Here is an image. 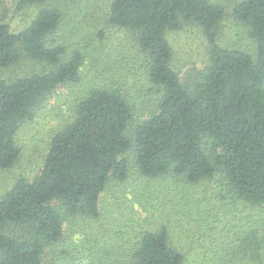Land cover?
<instances>
[{"label": "trees", "instance_id": "1", "mask_svg": "<svg viewBox=\"0 0 264 264\" xmlns=\"http://www.w3.org/2000/svg\"><path fill=\"white\" fill-rule=\"evenodd\" d=\"M16 11L36 13L15 30L0 0V72L25 59L45 69L0 79V170L16 165L20 134L49 97L81 82L86 58L62 40L65 15L58 0H18ZM226 16V6L210 0L111 1L109 22L134 32L158 102L144 115L115 85L86 92L73 120L53 137L42 172L18 180L0 199V264H187L163 208H145L147 227L132 240L130 227L115 216L122 205L103 207L108 188L125 190L133 174L148 182L134 190L141 206L149 183L178 192L193 208L188 192L216 180L223 212L206 208L192 222L208 229L224 224L221 236L235 230L217 264H264V0L233 7L253 47L219 44ZM189 24L202 28L209 58L184 84L168 36ZM241 205L262 213L238 224ZM79 232L84 242L73 248Z\"/></svg>", "mask_w": 264, "mask_h": 264}, {"label": "rangeland", "instance_id": "2", "mask_svg": "<svg viewBox=\"0 0 264 264\" xmlns=\"http://www.w3.org/2000/svg\"><path fill=\"white\" fill-rule=\"evenodd\" d=\"M2 1L9 14L7 21L15 30L25 27L36 13L29 11L23 14L16 11L18 0ZM58 1L65 15L61 31L63 42L82 49L86 54L81 70L82 80L78 85L59 87L42 105L36 119L20 134L22 152L18 162L11 169L0 170V199L18 180L32 181L42 172L53 137L73 120L79 101L91 88L98 85H115L121 88L129 94L139 114L145 115L158 102L159 92L147 78V57L139 49L134 32L109 22V6L112 0ZM210 1L222 3L227 9V16L218 31L219 44L223 47H253L243 25L233 17V7L241 0ZM168 37L173 48V66L180 73L184 84H190L208 62L207 38L197 24L186 25L180 31L171 32ZM42 69H45L42 64L25 59L18 65L1 71L0 79L12 80L41 72ZM215 182L216 180L206 182L198 189L188 192H191L189 198L196 202L193 208L186 206L185 200L182 201L183 197L178 192L159 187L156 182H152L146 186L141 206L133 195L134 190L144 188L148 182L133 174L125 190L121 188L114 194L112 189L108 188L102 195L101 202L103 207L111 209L122 205V215L115 216L121 223L130 227L132 240L136 232L140 231V227H147L145 220L148 213L145 208H163L165 217L162 219L172 226L173 241L186 249L187 264H217L214 259L216 256L221 258L229 251L228 239L234 236L235 230L231 233L227 230L221 236L224 224L218 226V229L214 226L208 229L199 225L200 221L192 222L193 218L198 219V212L201 213L206 208L218 209L219 216L223 212L221 206L225 205L219 197L221 187ZM118 200L121 201L117 202ZM132 209L136 210L135 215H132ZM260 213L262 211L259 208L241 205L236 223L246 225L248 222L243 223L240 220L249 215L257 218ZM190 215L192 218L187 219ZM162 219L151 222L159 223ZM229 220L227 222H234ZM74 240L73 248L83 244L84 235L79 232Z\"/></svg>", "mask_w": 264, "mask_h": 264}]
</instances>
